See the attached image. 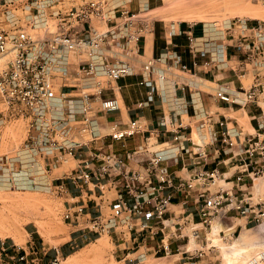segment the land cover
I'll return each instance as SVG.
<instances>
[{
	"label": "built area",
	"instance_id": "obj_1",
	"mask_svg": "<svg viewBox=\"0 0 264 264\" xmlns=\"http://www.w3.org/2000/svg\"><path fill=\"white\" fill-rule=\"evenodd\" d=\"M151 1L86 0L79 4L72 0L69 6L67 0H0V183L17 188L25 183L36 186L33 178H20L19 167L23 171L36 167L32 174L42 170L48 177L70 161L75 162V168L41 188L63 197L70 186L92 187L102 194L116 189L119 204L108 217L103 213L94 216L78 202L73 206L65 202V220L99 235L116 232L120 223L127 225L129 232L140 234L146 231L145 224L139 228L134 222L147 216L160 223L161 229L152 234L157 235L168 227L165 216L178 199L190 222L195 217L201 220L195 226H209L215 219L227 224L238 216L264 220V208H253L252 198L236 194L248 191L257 177L264 176V111L255 134L231 128L226 117L216 119L207 114L194 119L197 131L208 130L211 143L204 137L196 143L194 126L184 124L176 110L164 114L152 131L141 120L124 125L111 120V115L122 108L118 82L134 75L138 64L143 75L141 85L152 82L153 77L161 84L176 70L189 71L184 54L169 39L159 57L141 59L143 44L154 25L149 16ZM170 35L182 33L172 29ZM185 35L194 68L200 55L211 54L204 62L206 68L217 62V51L211 52L208 41H201L193 30ZM220 36L218 40H227L236 51L242 74L253 71L257 76L249 88H213L214 97L229 107H261L264 23L238 18L229 22ZM154 87L160 89V85ZM13 124L24 126L26 138L17 156L11 158L2 146L5 128ZM145 134H149L145 147L151 157L141 169H134L132 153H117L114 142ZM167 136L171 137L169 142L158 143ZM156 145L165 149L155 150ZM211 146H215L217 158ZM222 154V162L233 166V174L208 168ZM184 155L190 160L183 167H191L187 176L170 172V162ZM190 203L196 214L188 211ZM149 205L153 208L147 209ZM186 220L189 222V218ZM195 235L199 238V233ZM164 251L169 253L168 248ZM47 254L48 250L34 243L26 247L4 243L0 264H41ZM60 260L57 251L51 264Z\"/></svg>",
	"mask_w": 264,
	"mask_h": 264
},
{
	"label": "rangeland",
	"instance_id": "obj_2",
	"mask_svg": "<svg viewBox=\"0 0 264 264\" xmlns=\"http://www.w3.org/2000/svg\"><path fill=\"white\" fill-rule=\"evenodd\" d=\"M84 1L86 0H76V3L82 4ZM67 3L69 6L73 5L71 4L72 0H67ZM150 9V21L156 24L158 35H161L160 32H164L165 25L173 24L203 25L212 23V25H216L212 28L221 32L229 22L238 18L251 23H264V0H152ZM252 73L255 72L252 71ZM252 79L244 80V83L250 85ZM204 84L206 87L202 86V89L205 91H209L207 86L215 87L207 82ZM261 107L264 109V95L261 96ZM261 107L249 104L244 109L246 113L242 110L228 114L229 119L227 120L230 127L239 128L237 124L236 126L231 124L238 121L241 132L255 134L256 132L249 124L250 118L247 112L253 111L256 114L255 117L250 114V117H254L255 125L259 129V123L263 116ZM258 113L259 115H257ZM192 122L194 123V120ZM188 123L190 124L191 121L187 118L186 124ZM193 126V137L196 143H201L202 137L205 142H212L208 130L200 133L196 130L195 125ZM84 134L89 139L87 133ZM25 138L26 130L23 125L7 126L2 146L3 152H7L11 158L16 157ZM214 148L215 146H211L212 154H214ZM114 149L119 152L121 147L118 146ZM164 149L165 147L155 146V150ZM220 157L224 158L225 155L222 154ZM62 167L64 172H69L76 167V163L70 161ZM232 167V165H226L223 171L233 174L232 172L235 170ZM34 168L36 169V167H30L23 171L19 167L20 172H18L20 178L24 176L25 179L36 180V186L33 183H28L30 185L28 188H17L15 185L11 187L3 182L0 183V244L3 242L26 247L27 244L34 242L37 247L48 250V254L41 264H51L57 251L61 255L59 264H250L254 260H259L261 264H264V220L258 222L248 218L247 227L245 226L246 228L243 230L232 228L236 220L224 224V220L215 219L209 226H195L201 223L199 217H195L193 222H190L191 218H189L188 222L186 220L188 213L183 212L181 207H172L173 211L168 212V217L171 214V218H174L175 221L168 223L165 230V236L170 240L169 253L162 251L153 255L152 252H147V247L140 248L138 242L132 245L133 248L128 249L130 233L134 234L135 231L129 232V228L123 223L119 224L116 232L99 235L90 233L88 230L82 231L83 226L74 225L65 220V204H67L65 197L43 190L39 183L42 181V177L31 172ZM254 183L253 185L252 182L248 191L239 190L236 191V194H247L248 198H252L253 208L258 206V209L261 210L264 208V176L257 177ZM193 207V203H190L189 211H192ZM193 212L196 214V210ZM110 214L111 210L106 212L105 216L108 217ZM236 218L242 220L244 217ZM242 224L245 225L244 220H242ZM32 232H34L33 238L29 235ZM196 233H199V238H196ZM161 239H164V235L159 231L154 238L148 239L146 243L149 246L153 243L156 244ZM138 250L141 251L135 254ZM186 250H188V254L184 253ZM128 252L131 254L129 255ZM238 252L242 253L239 257L235 255ZM70 256L76 257L77 260L68 261Z\"/></svg>",
	"mask_w": 264,
	"mask_h": 264
},
{
	"label": "crops",
	"instance_id": "obj_3",
	"mask_svg": "<svg viewBox=\"0 0 264 264\" xmlns=\"http://www.w3.org/2000/svg\"><path fill=\"white\" fill-rule=\"evenodd\" d=\"M132 7H136V5H133ZM204 24L198 25L187 23L185 25H165L164 32H160L161 35H158L157 27L154 23L152 32L147 35L143 44L141 59L143 61H147L151 58L159 57L168 47L167 39H169V41H172V44L176 46L175 48L180 53L184 54V62L188 65L189 71L184 72L181 70H176L169 74L166 81L161 84L158 82L156 77H153L152 82L148 81L141 85L140 83L143 81V75L141 74L140 64H138V68L136 69L134 75L118 82L123 108H121V112L112 114L110 117L111 120L120 121L122 125L129 123L131 120H141L148 126V129L152 131L158 127V123L162 116L164 114L169 115L171 110H176L177 114L181 115V120L184 124H186V119L188 118L191 121V123L188 124L192 127L194 124L192 120L196 118L199 120L207 114L214 115L216 119H219L222 117L228 118L227 115L231 114L232 112H240L243 110L246 113L244 110L245 108L241 106L229 107L227 104L217 100L214 97L215 92L213 88H217L219 86H228L231 90H239L242 85L245 88H249L255 82L257 72H251L250 74L243 75L241 61L237 56L236 51L229 46V42L227 40H218L221 37L220 32H217L218 30L212 28L216 25H212V23ZM172 29L176 32V34L182 33V35L171 36L170 32ZM190 30H193L195 36L201 39V41L209 42L208 44L211 52L217 51L218 60L209 68L204 66V62L207 59H210L211 54L200 55L198 66L196 68L193 67V60L191 59L189 53L188 40L185 35V33L189 32ZM170 47L173 48V46ZM251 78H253L252 83L250 85H246L244 80H250ZM260 79V81L264 82L263 77ZM204 82L210 83L215 87L207 86L209 91H205L202 89V86L206 87ZM155 84L160 85V89L158 91L154 87ZM184 86L185 90H182L181 87ZM151 91L152 94L150 95L149 92ZM261 110L264 111L262 107ZM249 112L250 113L247 112V115L250 118L249 124L252 130L257 132L258 129L253 120L256 114L253 113V111ZM250 114H253L254 117H250ZM257 115H259V113ZM231 124L234 126L237 124V127L240 128L238 121L232 122ZM216 129L219 130L217 126ZM189 132L190 128H188V131L186 132L187 135ZM148 136L149 134L139 135L128 138L123 142H114V148L118 146L121 147L119 152L116 151L117 153H132V158L134 161L132 162L131 167L134 169H141L143 165H145L146 160L151 157V154L146 151L145 147V140ZM170 140V136L162 137L158 140V143L169 142ZM186 146L192 149V145L190 143H186ZM158 148H161V146H158ZM175 153H177V151ZM213 156L214 158L218 157L217 154H213ZM222 160L223 158L221 157L214 159V162H212L208 168L213 169L217 167L224 170L226 165H224ZM189 162L190 160L187 155L182 156V158L177 157L175 160L170 162L169 171L178 175L187 176L191 167H189L188 170L183 167L184 164ZM35 173L42 177V181L39 183L41 185H45L52 179L61 178L64 175V170L63 167H60L54 170L48 177L42 170H39ZM21 179L26 180L24 176H22ZM24 186L22 185L23 188H28L30 185L25 183ZM65 196V199L70 206H73L76 202H78V204L85 206L87 210L94 216L99 215L100 213L105 215L106 212L119 204V195L116 189H110L108 193L105 192V194H102L99 190L93 189L92 187L75 188L70 186L69 192ZM178 201L179 199L175 200V203L170 207L169 212L173 211L172 207H182ZM152 208V205L147 206V209ZM189 210L190 209L188 208V211ZM193 210H195V206L193 207ZM168 216V214L165 216L167 223H172L175 221L174 218H171V214L170 217ZM232 220H236L232 226V228H235L236 230H243V228L247 227L248 218L246 217L242 218V220L245 221V225L242 224V220L237 219L236 217H234ZM141 223L145 224L146 231L141 232L140 234H137L136 232H134V234L130 233V243H127L128 249L133 248L132 245L138 242L140 248L147 247V252H152L153 255H157L159 249L164 251V248H168V250H170V240H168L169 238L165 236V230L167 228L163 232L161 231L164 235V239H161V241H158L156 244L153 243L152 245L148 246L146 243L147 240L155 237V235L153 236L152 234L157 232L158 229H161V225L159 222L154 221L148 216L144 217L141 221L136 220L134 225L140 228ZM33 233L34 232L29 233L32 238ZM2 244L4 243L2 242L0 244V248ZM6 245L8 247L12 246L11 244ZM140 251L141 250H138L135 254L139 253ZM184 253L188 254V250H186ZM128 254L130 255L131 252H128Z\"/></svg>",
	"mask_w": 264,
	"mask_h": 264
},
{
	"label": "bare ground",
	"instance_id": "obj_4",
	"mask_svg": "<svg viewBox=\"0 0 264 264\" xmlns=\"http://www.w3.org/2000/svg\"><path fill=\"white\" fill-rule=\"evenodd\" d=\"M11 235H12V234H11ZM11 235H9V237H11ZM12 236H13V235H12ZM15 239H16V237H15ZM15 239H14V240H15ZM19 241H20V240H19ZM241 254H242V253L238 252V253H236L235 255L239 257ZM263 256H264V255H263ZM69 260H75V261H76L77 258L74 257V256H70V257L68 258V261H69ZM257 261H259V260H257ZM73 262H74V261H73ZM231 263H232V262H231ZM251 263H252V262H251ZM259 263H260V261H259ZM69 264H70V263H69ZM260 264H261V263H260Z\"/></svg>",
	"mask_w": 264,
	"mask_h": 264
}]
</instances>
